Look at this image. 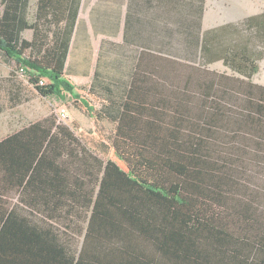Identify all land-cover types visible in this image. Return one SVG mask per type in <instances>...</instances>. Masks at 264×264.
<instances>
[{"label": "trees", "instance_id": "16d2710c", "mask_svg": "<svg viewBox=\"0 0 264 264\" xmlns=\"http://www.w3.org/2000/svg\"><path fill=\"white\" fill-rule=\"evenodd\" d=\"M2 2L0 51L15 64L9 80L111 122L109 147L124 169L54 115L8 133L0 141V264H264L261 196L247 184L254 171L264 174V86L251 81L260 57L250 50L264 44V12L203 31L205 0H127L117 46L134 53L131 67L126 79L100 87L96 111L66 78L71 34L30 26L19 0ZM30 27L31 40L21 39ZM171 51L184 62L222 61L245 80L239 94L249 106L224 108L223 80L207 81L199 67L182 65L184 76L166 68ZM228 133L248 135L261 155L247 156Z\"/></svg>", "mask_w": 264, "mask_h": 264}, {"label": "rangeland", "instance_id": "374dc122", "mask_svg": "<svg viewBox=\"0 0 264 264\" xmlns=\"http://www.w3.org/2000/svg\"><path fill=\"white\" fill-rule=\"evenodd\" d=\"M237 1L239 0H205V10L203 12L201 29L203 31L213 30L220 26L236 24L246 18V16L248 17V15L252 14V12H241ZM261 2L264 5V0H261ZM218 33H221V41L227 42L228 37H225V33L222 31ZM120 39L121 38L113 39V41L110 40L104 46L103 54L99 53L101 57L98 62L99 67L97 71L100 75L96 81V86L90 90V93L88 92V85L91 84L90 80L93 74L83 77L82 79H76L78 84L75 86L81 87V96L86 99L89 105L96 111L100 110V103L103 101L105 95L103 89L100 87L110 85L111 82L115 80L126 79L125 73L130 70V57L133 56L134 53H132L128 47H118L117 45L119 44ZM95 44H97V40H95ZM250 50L254 55L260 57V59L256 62L258 72L256 75L252 76L251 81L256 85L264 86V44L255 41V43L251 45ZM157 54L160 55V53ZM179 56L180 55L176 51L165 53L164 56H162L165 58V61L163 62L164 66L169 69H176V71L179 70L183 76L184 74L190 73V70L182 65L189 64L192 65V67H199L206 71L204 76L207 81L223 80V88H225L223 90L225 91L226 96L223 97L221 104L224 108L230 112L241 113V111L245 110V107L249 106L246 102H244V99L240 98L239 94L248 89L245 83H243L245 80L239 77L237 73L232 72L228 67L224 66L222 61H216L208 65L200 62L199 59L195 62H184V60L179 59L181 58ZM85 62L90 65L93 62V59L91 58V60H85ZM96 66H93L90 69L92 71L96 70ZM88 81L89 83H86ZM238 97L240 100H238ZM21 99L24 101L21 102ZM21 99H19L21 104H19L18 107L13 104L2 103L4 113L0 115V136L4 135L8 131L15 130L18 126V122L21 123L25 120H35L37 117L45 114L46 116L54 115L57 118V116H59V108H64L67 116L57 122L69 127L75 135L80 137V140L83 143L91 146V150L95 152L96 156L101 159L109 158L111 161L116 162L119 167L124 169V164L117 160L111 150V147H109V137L114 131V125L111 124V122L107 120H96V118L90 116L86 112L80 103L73 101L71 98H68L66 101H58L56 99L45 100L39 98L33 92L26 90L23 94H21ZM10 123L13 125H10ZM225 137L227 139L232 137L237 140H241V143L246 145L245 154L247 156L261 155L260 152L256 153L253 150L254 143L249 140L251 137L248 135L237 133L233 135L228 133L225 134ZM105 147H108V149ZM254 172L255 173L251 172L254 174L253 177L257 176L258 178L255 177L253 180L248 178L247 184H249L253 191L261 196L260 200L256 204L261 211H264V174L259 175L260 170Z\"/></svg>", "mask_w": 264, "mask_h": 264}, {"label": "crops", "instance_id": "0c3cea01", "mask_svg": "<svg viewBox=\"0 0 264 264\" xmlns=\"http://www.w3.org/2000/svg\"><path fill=\"white\" fill-rule=\"evenodd\" d=\"M237 3L241 12H252V14L257 15L264 12V5L261 0H239ZM38 5L39 0H19L17 10L27 15V24L30 26L36 24L39 28L41 26L44 28L48 27L51 30L56 29L59 32L71 34V38H69V52L67 53L65 61V70L67 74L66 78L72 84L74 83V85L78 84L76 82L77 78L82 79L93 74L90 68L96 66L102 41L109 42L110 40L113 41V39L121 38L120 44L123 39L127 0H108L106 2L99 0H42L40 20L37 18ZM2 12L3 2L0 0V17ZM20 37L23 40L30 41L33 37L31 27L23 31ZM95 40H97V44H95ZM91 58L93 62L89 65L85 60H91ZM14 66V62L5 57L0 51V98L4 104H12L9 100L10 95L16 93H20L21 95L26 90L38 96L26 81L18 80L15 77L9 80L10 71ZM16 80L18 82L15 83L14 81ZM86 83H89V81ZM23 101L21 99V102ZM21 102L13 100V103L16 104L14 106L16 107ZM2 114L0 113V115ZM45 116L46 114L37 117L35 120L18 122V126L15 129L18 130L21 126L31 121L35 122L40 120ZM10 125L13 124L10 123ZM10 132L8 131L0 136V141Z\"/></svg>", "mask_w": 264, "mask_h": 264}, {"label": "built area", "instance_id": "2783aa9c", "mask_svg": "<svg viewBox=\"0 0 264 264\" xmlns=\"http://www.w3.org/2000/svg\"><path fill=\"white\" fill-rule=\"evenodd\" d=\"M20 72H22V70H20ZM42 84H44V81L42 80V81H40V84L39 85H42ZM58 120H60V119H63V118H65L67 115H66V111H65V109L64 108H59V110H58Z\"/></svg>", "mask_w": 264, "mask_h": 264}]
</instances>
